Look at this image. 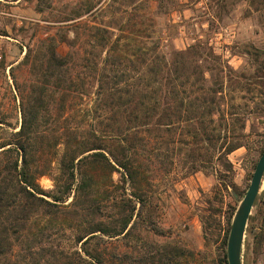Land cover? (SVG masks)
Wrapping results in <instances>:
<instances>
[{
    "label": "rangeland",
    "instance_id": "obj_1",
    "mask_svg": "<svg viewBox=\"0 0 264 264\" xmlns=\"http://www.w3.org/2000/svg\"><path fill=\"white\" fill-rule=\"evenodd\" d=\"M97 27L106 29L100 32L108 36L107 46L88 36L96 35ZM52 35L65 37V50L70 49L68 41L77 38L74 49L84 65L88 64L86 58L94 61L92 67L95 63L102 67L106 58L123 67L154 54L172 65L179 57L177 52L198 45L200 54L196 56L207 86L220 83L221 106L228 109L233 104L245 118L246 145L229 154L233 171L223 181L218 150L215 161L204 168L188 157L189 153L198 157L205 153L194 149L192 140L190 144L176 142L169 150L161 140L148 141L134 158L139 171L137 189L144 202L135 196L129 177L126 181L110 166L90 163L87 171L92 178L95 212L85 214L75 207L72 194L56 208L57 217L34 219L31 233L42 228L47 247L59 254L65 251L58 256L60 263L74 260L73 253L81 246L77 242L81 223L101 219L113 226L136 207L123 234L104 236L99 247L107 257L106 264H135L137 257L158 258L168 251L171 256L166 264H222V241L234 218L230 225L228 219L244 198L264 151V0H0V145L12 141L20 128L22 103L35 79L31 63L34 59L41 62L36 51L27 61L26 52L30 47H46L41 41ZM80 67L87 80L85 90L71 93L63 112L55 101V122L40 129L46 135L50 131L59 134V129L69 126L80 134L96 133L105 146L113 147L112 128L96 116L98 84L92 67ZM58 96L55 94L56 100ZM217 118L215 115L214 124L219 125ZM220 129L217 136L224 133ZM41 140L36 156L46 173L38 180L52 191L54 178H61L63 144L51 148L46 138ZM250 216L243 264H264V235L256 242L248 230L253 226L254 232L264 234V181Z\"/></svg>",
    "mask_w": 264,
    "mask_h": 264
},
{
    "label": "trees",
    "instance_id": "obj_2",
    "mask_svg": "<svg viewBox=\"0 0 264 264\" xmlns=\"http://www.w3.org/2000/svg\"><path fill=\"white\" fill-rule=\"evenodd\" d=\"M96 29V35L90 33L88 36L96 37V44L107 46L109 38L100 32L106 29ZM41 43L46 47L41 46L37 50L30 47L25 55L29 61L36 51L41 62L34 59L31 63L35 79L31 92L22 103L20 128L13 133L12 141L0 145V264L60 263L58 256L65 251L59 254L47 247L45 231L40 228L39 233H31L30 224L36 218L57 217L56 208L72 194L75 207L84 210L85 214L95 212L92 178L87 171L90 163L110 166L121 172L126 181L129 177L131 186L136 188L135 196L144 202L138 190L139 171L134 158L139 148L150 140H161L167 150L176 142L190 144V140L194 141V149L205 153L202 152L200 157L189 153L188 157L195 163L201 162L204 168L215 161L218 150L217 160L223 167L220 178L226 181L227 174L233 171L229 154L246 145L243 133L246 121L233 104L228 109L221 106L223 87L220 83L207 86L203 66L196 56L200 54L198 45L177 52L179 57L172 65L164 57L154 54L144 55L138 62L132 60L123 67H119L121 63H116L113 58H106L102 67L96 63L92 67L94 61L86 58L88 64L84 65L74 49L77 38L68 41V50L63 46L66 41L62 35L48 36ZM83 65L92 67L93 79L98 84L96 116L112 128L113 147L105 146L96 133L80 134L69 126L59 129V134L50 131L46 135L40 129L43 124L55 122L52 112L55 101H59V110L63 112L70 94L85 90L87 80L79 70ZM55 94H60L58 100ZM215 115H218L219 125L214 124ZM220 127L224 133L217 136L215 133ZM39 137L42 142L46 138L51 148L63 144L59 158L61 178H54L56 186L52 191L42 187L38 180L46 173L36 156L41 150L37 145ZM134 210L113 226L101 219H86L81 223L77 237L81 246L73 253L76 254L75 259H67L60 264H106L107 257L99 247L105 240L104 236L123 234ZM236 211L235 206L228 219L229 225ZM248 230L255 235L256 242L261 241L264 234L254 232L253 226ZM229 232L227 229L222 241L225 248L220 259L222 264H229L226 251ZM16 246H20L18 250H15ZM165 249L168 250L167 247ZM170 256L168 251L158 258L137 257L134 261L135 264H166Z\"/></svg>",
    "mask_w": 264,
    "mask_h": 264
},
{
    "label": "water",
    "instance_id": "obj_3",
    "mask_svg": "<svg viewBox=\"0 0 264 264\" xmlns=\"http://www.w3.org/2000/svg\"><path fill=\"white\" fill-rule=\"evenodd\" d=\"M264 181V151L261 154L251 183L242 199L232 222L227 244V254L229 264H243L244 240L248 220L255 205V201Z\"/></svg>",
    "mask_w": 264,
    "mask_h": 264
}]
</instances>
